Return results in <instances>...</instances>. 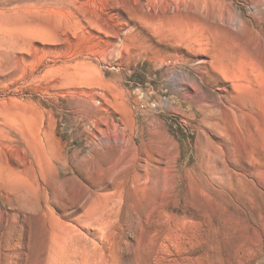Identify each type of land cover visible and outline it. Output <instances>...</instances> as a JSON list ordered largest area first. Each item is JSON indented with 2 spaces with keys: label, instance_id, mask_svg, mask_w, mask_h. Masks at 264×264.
<instances>
[{
  "label": "rangeland",
  "instance_id": "374dc122",
  "mask_svg": "<svg viewBox=\"0 0 264 264\" xmlns=\"http://www.w3.org/2000/svg\"><path fill=\"white\" fill-rule=\"evenodd\" d=\"M0 264H264V0H0Z\"/></svg>",
  "mask_w": 264,
  "mask_h": 264
},
{
  "label": "bare ground",
  "instance_id": "6f19581e",
  "mask_svg": "<svg viewBox=\"0 0 264 264\" xmlns=\"http://www.w3.org/2000/svg\"><path fill=\"white\" fill-rule=\"evenodd\" d=\"M37 211V210H36ZM37 213V212H36Z\"/></svg>",
  "mask_w": 264,
  "mask_h": 264
}]
</instances>
